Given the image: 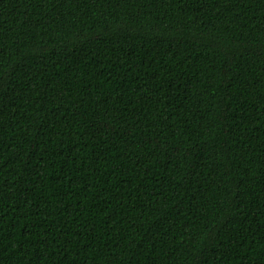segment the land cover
<instances>
[{"label":"trees","instance_id":"16d2710c","mask_svg":"<svg viewBox=\"0 0 264 264\" xmlns=\"http://www.w3.org/2000/svg\"><path fill=\"white\" fill-rule=\"evenodd\" d=\"M0 264H264V0H0Z\"/></svg>","mask_w":264,"mask_h":264}]
</instances>
